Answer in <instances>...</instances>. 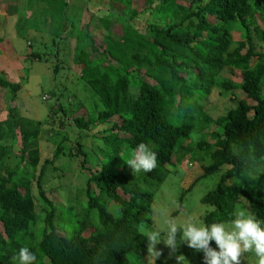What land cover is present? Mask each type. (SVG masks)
I'll use <instances>...</instances> for the list:
<instances>
[{
  "label": "trees",
  "instance_id": "obj_1",
  "mask_svg": "<svg viewBox=\"0 0 264 264\" xmlns=\"http://www.w3.org/2000/svg\"><path fill=\"white\" fill-rule=\"evenodd\" d=\"M107 2L128 11L123 12L129 17L119 38L107 32L99 51L89 23L77 29L73 61L82 66L80 76L99 103L94 114L88 105L74 124L88 130L111 121L99 131L101 145L94 158L77 142L78 167L85 174L80 189L64 204L48 197L42 169L35 184L34 174L27 172L34 173L40 158L39 121L17 114L14 106L0 121V264H14L12 257L24 246L35 252L34 264H141L147 254L143 227L152 220L154 190L183 161L200 164L202 177L220 173L214 188L200 199L210 206L204 224L229 225L242 200L252 215L264 218V52L255 50V41L264 43V0H190L188 5L148 0L153 16L144 29L132 21L142 14L132 0ZM234 23L241 32L238 40L231 32ZM31 26L36 34L29 37L38 41L35 35L45 32L47 42H54L50 26ZM21 41L31 48L26 36ZM97 51L98 57L90 58ZM29 54L41 57L38 50ZM19 58L27 61L23 54ZM224 70H237L241 80L227 79ZM53 71L56 75L58 63ZM0 86L12 91L14 104L19 80L0 74ZM213 89L237 99L234 108L216 118L205 110ZM211 123L220 127L211 132L214 144L186 143ZM16 140L20 147L13 152ZM141 142L156 153L157 166L148 173L129 172L124 161ZM193 252L188 262L202 264V254ZM153 264L171 263L157 257Z\"/></svg>",
  "mask_w": 264,
  "mask_h": 264
},
{
  "label": "rangeland",
  "instance_id": "obj_2",
  "mask_svg": "<svg viewBox=\"0 0 264 264\" xmlns=\"http://www.w3.org/2000/svg\"><path fill=\"white\" fill-rule=\"evenodd\" d=\"M179 1L184 5H188L190 2V0ZM131 6L137 12H142L132 21L138 28L144 29L146 22L151 21L153 16L151 5L148 0H132ZM28 8L34 11L31 21L36 27L43 30V25L50 26L53 36L56 37L53 43L50 40L47 42L48 35L45 32L35 35L38 41L33 37H28V40L31 41V49L38 50L41 57H36L35 62H32V58L27 61L25 59L19 61V64L22 65L19 72L24 74L26 71L27 77L15 80H19L20 87L16 92L14 104L10 99L12 97L10 89L6 88L0 91V121L6 119L7 109L10 106H14V111L17 114L39 121L37 145L40 158L34 173L29 170L27 172L29 175L34 174L32 180L35 184V178L39 177L42 169L41 182L46 194L50 198H58V202L64 204L65 200L72 197L80 189L81 183L85 181V174L78 167L81 158L75 154L77 142H80L83 150L90 154V158H94L98 151L97 147L101 145L98 138L102 134L99 131L103 127L111 126L110 121L107 124L96 123L88 130H80L74 124V118L84 116L85 108L88 109V105L90 113L94 114L96 112L95 105L97 103L98 106L99 103V97L93 95L94 92L80 76L82 66L73 61L77 29L88 22L90 25L88 31L91 32L94 45L97 50L101 51L104 47L103 36L109 32L112 37L119 38L123 34L122 24L124 20H128L129 14H124L128 11L122 5L113 4L107 0H19L17 10L21 17L25 9ZM42 9L44 12H41ZM90 13L92 18L88 17ZM208 19L214 21L212 16H209ZM65 20L68 22H65L66 29L64 28V33H62ZM259 23L261 24L260 21ZM231 32L238 40L241 32L236 23L232 24ZM60 33L62 34L57 35ZM21 36V34H13L4 38V40H10L11 45L18 46L16 48L18 54L25 52V49L21 47L23 44ZM10 44L5 45L7 53V47H11ZM255 50L264 52V43L255 41ZM97 57L98 51L91 53L90 58L96 59ZM255 59L256 57H252V61ZM106 62L104 61V63ZM56 63H58V72L55 75L53 68ZM140 74L143 79L152 82L145 77L143 70H140ZM222 75L232 81L239 82L241 80V75L237 70H224ZM132 90L136 91V88L134 87ZM237 95L239 98L245 97L242 92H238ZM206 100L205 110L207 115L212 118L224 115L237 104V99L233 98L232 94L221 96L218 94V89H213ZM247 102L254 103L250 98H247ZM117 122L120 121L117 120ZM219 128L211 123L202 131L193 132L186 143L204 140L214 144L215 139L211 132L219 131ZM122 134L119 133L120 136ZM58 144L63 145L64 149L56 153ZM19 145V141L16 140L11 148L12 151L17 152ZM10 163L13 165L14 159H11ZM167 167L169 170L175 171L173 165H167ZM128 170L132 172L129 166ZM202 174L203 169L198 163L183 161L177 165L176 171L167 175L165 181L155 188L152 220L145 226L149 229H159L163 227V222L169 218H174L180 225L189 216L193 218L194 222L203 223L202 217L210 206L202 203L200 199L207 191L214 188L220 173L217 172L206 177H202ZM244 207L245 202L242 200L241 204L239 203L236 207V214L243 212L252 215ZM252 216L259 219L264 226L263 217ZM228 226L230 224L226 225V227ZM177 248L169 249L161 241L156 245V250L160 252L157 257L171 264H192L188 262L189 257H193L192 249L184 243H181ZM248 256L247 253L242 256L241 264H258V261L253 258L247 259ZM157 257L147 252L141 264H153Z\"/></svg>",
  "mask_w": 264,
  "mask_h": 264
},
{
  "label": "clouds",
  "instance_id": "obj_3",
  "mask_svg": "<svg viewBox=\"0 0 264 264\" xmlns=\"http://www.w3.org/2000/svg\"><path fill=\"white\" fill-rule=\"evenodd\" d=\"M133 173H148L157 166L156 153L146 143H139L124 161ZM147 243V252L160 255L156 245L161 241L175 250L180 243L202 254V264H241L246 253H253L258 264H264V226L250 214L237 213L226 227L223 222L196 223L189 216L178 225L174 218L163 222L159 229L145 226L142 233ZM179 235V242H178ZM214 245V246H213ZM14 264H34L37 257L27 246L21 247L12 257Z\"/></svg>",
  "mask_w": 264,
  "mask_h": 264
},
{
  "label": "crops",
  "instance_id": "obj_4",
  "mask_svg": "<svg viewBox=\"0 0 264 264\" xmlns=\"http://www.w3.org/2000/svg\"><path fill=\"white\" fill-rule=\"evenodd\" d=\"M18 4L19 0H0V74L5 79L9 81L12 80V82H16L15 80L20 79L21 76H27V74H25L26 71L24 74H20L19 72V68L22 67V65L19 64V61L21 60L19 55L23 54L26 60L32 58V62L36 61L35 54H32V56L29 54L32 53L33 50L26 47L27 42H24L21 45V47L25 49V52L18 54L16 50L18 46L11 45L10 40H4L5 37L13 34H21V37L26 36L27 38L30 34H36L34 26H31L32 12L30 9H25L21 17L17 10ZM8 44H10L11 47H7V53L5 45L8 46ZM5 55L7 56L5 57ZM20 71L23 72V70ZM1 90L3 91L4 89L0 86V91Z\"/></svg>",
  "mask_w": 264,
  "mask_h": 264
}]
</instances>
